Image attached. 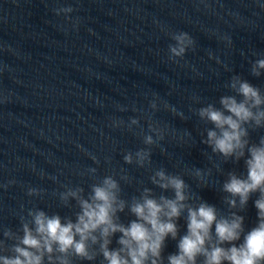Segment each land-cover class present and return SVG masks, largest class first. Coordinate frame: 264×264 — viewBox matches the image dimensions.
I'll list each match as a JSON object with an SVG mask.
<instances>
[{"label": "water", "instance_id": "water-1", "mask_svg": "<svg viewBox=\"0 0 264 264\" xmlns=\"http://www.w3.org/2000/svg\"><path fill=\"white\" fill-rule=\"evenodd\" d=\"M68 6L73 12L67 17L53 11ZM178 32L188 33L194 45L174 62L169 45ZM259 58L264 0H0V240L7 249L0 255H12L15 241L4 233L22 235L21 218L30 222L29 210L74 221L77 201H62L61 193L81 187L87 198L105 176L119 181L125 200L144 188L172 197L151 183L159 168L183 177L191 203L213 205L220 216L236 211L245 232L251 230L259 193L241 210L229 209L222 190L228 173L247 175L244 159L225 160L202 142L213 126L197 109L219 108L221 96L235 94L226 85L237 75L264 93V70L260 77L251 73ZM130 118L139 119L131 130ZM119 120L124 124L114 127ZM149 123L165 130L150 146L151 164H126L127 152L149 147L143 143L152 134ZM249 131L252 143L264 137V128ZM119 216L125 224L135 219L127 208ZM185 217L177 221V239L165 241V264L186 233ZM119 235L110 248L118 247ZM72 261L104 264L99 256Z\"/></svg>", "mask_w": 264, "mask_h": 264}, {"label": "clouds", "instance_id": "clouds-1", "mask_svg": "<svg viewBox=\"0 0 264 264\" xmlns=\"http://www.w3.org/2000/svg\"><path fill=\"white\" fill-rule=\"evenodd\" d=\"M53 11L67 17L73 8L58 7ZM171 39L175 43L169 45V59L178 62L193 47L194 40L186 32L173 33ZM262 70L264 58L256 59L251 66L252 75L260 77ZM226 87L235 94L221 96L219 108L212 103L200 107L197 115L213 126L206 130L202 141L213 153L225 160L244 159L247 175L228 173L222 190L228 194L225 202L229 209L239 206L241 210L253 193H259L254 201L257 223L251 230L245 232L244 217L236 211L220 216L213 205L203 201L191 203L190 186L183 177L159 168L150 177L151 183L162 192L171 191L172 197L156 196L152 189L144 188L138 197L125 200L121 197L119 181L112 175L92 184L87 198L82 195L83 188H70L60 198L77 201L79 211L75 220H62L59 214L48 215L40 209L29 210L30 222L21 218L22 235L11 230L4 233L15 242L10 248L12 255H0V264H73V257L94 261L98 256L104 264H165L162 255L165 241L169 237L177 239V221L184 213L187 230L179 237L178 251L167 256V264H198V261L199 264H264V137L258 143L249 139L250 129L264 128V93L238 75ZM150 107L157 109L155 99ZM164 107L169 105L165 103ZM123 124V120L113 121L114 127ZM138 124V118H130L127 127L131 130ZM148 131L152 134H145L143 143L149 147L127 152L123 157L126 164L135 163L139 167L151 164L150 146L164 139L165 130L149 123ZM195 174L198 178L202 176L199 169ZM28 194L35 195L37 190L29 189ZM126 208L135 217L127 224L119 216ZM117 233L120 234L116 240L118 247L110 248ZM242 235V242L237 244ZM0 250H7L2 240Z\"/></svg>", "mask_w": 264, "mask_h": 264}]
</instances>
